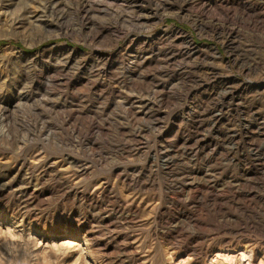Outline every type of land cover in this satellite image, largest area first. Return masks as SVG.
Instances as JSON below:
<instances>
[{
    "label": "rangeland",
    "instance_id": "1",
    "mask_svg": "<svg viewBox=\"0 0 264 264\" xmlns=\"http://www.w3.org/2000/svg\"><path fill=\"white\" fill-rule=\"evenodd\" d=\"M245 248L260 264L264 0H0V264Z\"/></svg>",
    "mask_w": 264,
    "mask_h": 264
},
{
    "label": "bare ground",
    "instance_id": "2",
    "mask_svg": "<svg viewBox=\"0 0 264 264\" xmlns=\"http://www.w3.org/2000/svg\"><path fill=\"white\" fill-rule=\"evenodd\" d=\"M248 13H249V11H248ZM253 16H255V15H253ZM188 46L194 54L198 55L197 53L199 52V46L193 42L192 38L189 40ZM244 262H245V264H253V262H252V251L249 250L248 248L247 249L245 248L244 250L241 249L240 251H237V252L236 251L235 252L230 251V250L216 251L215 253L213 252L212 255L207 256V259H206L207 264H244ZM260 264H264V258H262L260 260Z\"/></svg>",
    "mask_w": 264,
    "mask_h": 264
}]
</instances>
